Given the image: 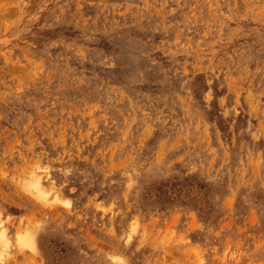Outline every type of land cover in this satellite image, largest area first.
<instances>
[{
	"label": "rangeland",
	"instance_id": "rangeland-1",
	"mask_svg": "<svg viewBox=\"0 0 264 264\" xmlns=\"http://www.w3.org/2000/svg\"><path fill=\"white\" fill-rule=\"evenodd\" d=\"M0 264H264V0H0Z\"/></svg>",
	"mask_w": 264,
	"mask_h": 264
},
{
	"label": "bare ground",
	"instance_id": "bare-ground-1",
	"mask_svg": "<svg viewBox=\"0 0 264 264\" xmlns=\"http://www.w3.org/2000/svg\"><path fill=\"white\" fill-rule=\"evenodd\" d=\"M28 241V240H27Z\"/></svg>",
	"mask_w": 264,
	"mask_h": 264
}]
</instances>
